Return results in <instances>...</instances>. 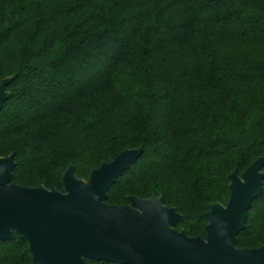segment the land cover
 Returning a JSON list of instances; mask_svg holds the SVG:
<instances>
[{"label": "trees", "instance_id": "obj_1", "mask_svg": "<svg viewBox=\"0 0 264 264\" xmlns=\"http://www.w3.org/2000/svg\"><path fill=\"white\" fill-rule=\"evenodd\" d=\"M0 157L10 182L62 190L125 149L142 153L107 192L162 196L205 235L228 175L264 156V0H0ZM264 170V168H263ZM262 192L237 247L264 245ZM87 264H118L86 259ZM0 264H37L25 239Z\"/></svg>", "mask_w": 264, "mask_h": 264}, {"label": "water", "instance_id": "obj_2", "mask_svg": "<svg viewBox=\"0 0 264 264\" xmlns=\"http://www.w3.org/2000/svg\"><path fill=\"white\" fill-rule=\"evenodd\" d=\"M0 80V109L9 97ZM142 148L125 149L111 161L77 178L69 164L62 190L10 182L14 154L0 157V242L25 239L37 264H87L86 259L118 264H264V245L238 248L237 234L251 202L262 192L264 156L239 175H228L226 204L209 203L205 235L175 228L181 215L162 196L127 197L122 205L105 202L107 192L134 163Z\"/></svg>", "mask_w": 264, "mask_h": 264}, {"label": "rangeland", "instance_id": "obj_3", "mask_svg": "<svg viewBox=\"0 0 264 264\" xmlns=\"http://www.w3.org/2000/svg\"><path fill=\"white\" fill-rule=\"evenodd\" d=\"M88 178V177H87ZM84 180H86V179H84ZM127 203H128V201H127ZM124 204H126V203H124Z\"/></svg>", "mask_w": 264, "mask_h": 264}]
</instances>
